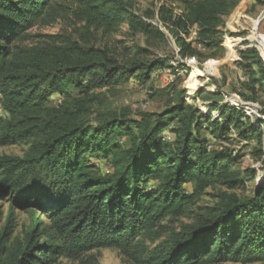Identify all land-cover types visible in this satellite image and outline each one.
Here are the masks:
<instances>
[{
	"label": "trees",
	"instance_id": "16d2710c",
	"mask_svg": "<svg viewBox=\"0 0 264 264\" xmlns=\"http://www.w3.org/2000/svg\"><path fill=\"white\" fill-rule=\"evenodd\" d=\"M241 1L184 0L176 15L166 5L138 14L133 0H0V146L29 143L23 156L0 153V200L6 193L11 198L0 229V264H52L101 248L118 249L132 264L264 261V179L249 192L258 170L243 166V155L229 146L232 131L239 141L255 138L253 154L262 159L264 124L224 102L219 90L197 93L209 102L204 112L175 88L163 90L169 102L161 112L92 119L98 89L132 78L146 83L160 68L186 67L135 40L141 34L150 46L166 41L152 22L156 16L182 60L218 58L226 17ZM65 15L74 18L72 32L25 43L36 24ZM120 33L130 42L113 39ZM260 53L249 46L236 61L246 80L245 92L235 90L247 102L264 93ZM55 94L61 101L51 104ZM204 131L222 146L209 149L214 144ZM91 158L107 160L112 170L104 172ZM217 187L216 203L194 223L181 230L163 224L187 216L207 188ZM15 206L29 208L32 224L9 244Z\"/></svg>",
	"mask_w": 264,
	"mask_h": 264
},
{
	"label": "rangeland",
	"instance_id": "374dc122",
	"mask_svg": "<svg viewBox=\"0 0 264 264\" xmlns=\"http://www.w3.org/2000/svg\"><path fill=\"white\" fill-rule=\"evenodd\" d=\"M184 0H133L134 10L138 14L144 13L146 10H157L161 5H166L174 9L176 15L181 13ZM74 18L71 16H63L51 25H43L38 23L29 30L30 38L26 40V44H34L39 40H43V35L59 34L72 32L74 29ZM167 35L165 42L157 41L153 45H149L146 38L139 34L135 40L142 46L150 47L156 57H166L168 63L174 67H179V63H184L177 54V44L168 29L162 25L157 16L152 20ZM125 31L128 29L125 26ZM197 27L192 29L191 39H195ZM226 34L224 35L223 46L225 48L222 57L218 58H197V64L189 67L186 64L184 68H160L152 74L150 81L146 83L140 82L136 78H132L127 82L118 84L110 88L104 87L98 89L101 94V101L95 107L92 119L93 124L99 114L128 112L131 118H139L144 112H161L169 102V98L163 90L175 88L177 90L185 89V101L199 107L202 111L209 110V102L199 96L198 92L212 93L219 90L223 93L224 102H229L236 107L242 108L255 124H264V93H259L257 102H247L242 96L236 92H245L241 83L246 80V75L240 69L236 61L240 58L239 51L249 46L257 47L260 50L264 61V0H242L235 10L226 17ZM124 33L115 34L114 40L122 39L124 42H130L131 39L124 36ZM127 39V40H126ZM202 48L201 45L196 44ZM205 54L208 50L202 49ZM153 56V57H154ZM185 61V60H184ZM188 95L193 97L188 100ZM61 101V95L55 94L51 97V104H57ZM246 106L252 108L248 109ZM214 117L218 113L213 112ZM3 116L0 114V117ZM235 141L229 145L234 151L243 155V166L253 167L258 170L256 180L247 184V188L251 192L256 184L264 179L263 158H258L253 154V150L257 147V140L239 141L236 139L235 131H232ZM204 135L209 136L213 148H219L222 145L215 142L209 132L204 131ZM168 136H170L168 134ZM29 147V143L11 144L0 146V153L7 155L23 156ZM264 149V136H263ZM92 162L102 169L104 172L112 170L109 162L105 159L91 158ZM193 188L192 184H187L188 191ZM220 190L217 188H207L198 198L196 204L192 207L187 216L179 219L165 220L163 222L168 228L181 230L184 225L194 223L198 213L206 211L208 207L216 203L215 195ZM0 200V229H2L8 221L10 213V200L8 193ZM15 228L10 238L9 244L16 242L17 238L23 239L25 231L31 227V215L29 208L13 207ZM37 216L41 215L38 210ZM264 264V261H258L254 264ZM52 264H132L127 261L120 251L116 248L94 249L85 253L80 259H69L65 256H59ZM226 264H241L240 262L230 261Z\"/></svg>",
	"mask_w": 264,
	"mask_h": 264
},
{
	"label": "built area",
	"instance_id": "2783aa9c",
	"mask_svg": "<svg viewBox=\"0 0 264 264\" xmlns=\"http://www.w3.org/2000/svg\"><path fill=\"white\" fill-rule=\"evenodd\" d=\"M153 22V21H152ZM162 24V23H161ZM178 52H179V48H177V54H178ZM181 59V58H180ZM182 60V59H181ZM187 66H189V67H193L194 65H196L197 64V59L195 58V57H191V58H188V59H185V61L184 60H182ZM159 70V69H158ZM246 108H249V107H246ZM217 112V111H216ZM219 115V114H218ZM217 115V116H218ZM212 148V145H210L209 146V149H211Z\"/></svg>",
	"mask_w": 264,
	"mask_h": 264
},
{
	"label": "bare ground",
	"instance_id": "6f19581e",
	"mask_svg": "<svg viewBox=\"0 0 264 264\" xmlns=\"http://www.w3.org/2000/svg\"><path fill=\"white\" fill-rule=\"evenodd\" d=\"M246 107H248V106H246ZM250 107H251V106H250ZM250 107H249V108H250ZM249 108H248V109H249ZM250 109H252V108H250ZM252 110H253V109H252ZM253 111H254V110H253Z\"/></svg>",
	"mask_w": 264,
	"mask_h": 264
},
{
	"label": "water",
	"instance_id": "95a60500",
	"mask_svg": "<svg viewBox=\"0 0 264 264\" xmlns=\"http://www.w3.org/2000/svg\"><path fill=\"white\" fill-rule=\"evenodd\" d=\"M262 56V55H261Z\"/></svg>",
	"mask_w": 264,
	"mask_h": 264
}]
</instances>
